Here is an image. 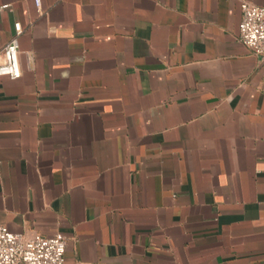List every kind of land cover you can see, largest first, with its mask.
<instances>
[{
  "label": "crops",
  "instance_id": "crops-1",
  "mask_svg": "<svg viewBox=\"0 0 264 264\" xmlns=\"http://www.w3.org/2000/svg\"><path fill=\"white\" fill-rule=\"evenodd\" d=\"M264 0H0V224L66 264H264ZM10 5L2 10L1 6ZM1 61V60H0Z\"/></svg>",
  "mask_w": 264,
  "mask_h": 264
},
{
  "label": "built area",
  "instance_id": "built-area-1",
  "mask_svg": "<svg viewBox=\"0 0 264 264\" xmlns=\"http://www.w3.org/2000/svg\"><path fill=\"white\" fill-rule=\"evenodd\" d=\"M33 3L36 12L41 14V0H33ZM9 8L10 5L1 6L2 10ZM240 10L236 40L264 62V7L242 2ZM13 28V37L0 50V76L12 81L21 77L18 38L24 31L19 22L14 23ZM67 245L68 238L60 233L27 238L0 224V264H66Z\"/></svg>",
  "mask_w": 264,
  "mask_h": 264
}]
</instances>
